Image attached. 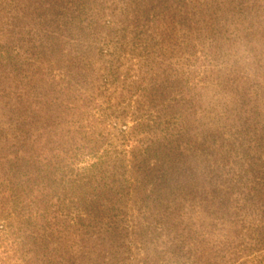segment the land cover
Wrapping results in <instances>:
<instances>
[{"label":"rangeland","instance_id":"374dc122","mask_svg":"<svg viewBox=\"0 0 264 264\" xmlns=\"http://www.w3.org/2000/svg\"><path fill=\"white\" fill-rule=\"evenodd\" d=\"M135 1L0 0V38L16 37L18 53L14 65L0 60V128L10 133L15 115L30 105L33 116L49 117L42 132H77L89 144L117 148L110 162L121 151L129 178L107 194L110 211L100 225L117 222L128 262L264 264V166L257 165L264 137L255 134L264 133V0H245L238 17L212 1L186 0L183 8L182 0ZM202 64V77L224 71L240 84L233 105L239 112L231 115L241 118L245 138L229 147L218 141L213 170L204 160L211 149L203 145L192 156L177 124L182 91ZM160 143L169 154H161ZM180 151L199 167L190 166L182 187L157 197L160 176L145 178L147 167ZM228 196L232 215L223 217L212 205ZM172 210L183 222L166 224L159 215Z\"/></svg>","mask_w":264,"mask_h":264},{"label":"trees","instance_id":"16d2710c","mask_svg":"<svg viewBox=\"0 0 264 264\" xmlns=\"http://www.w3.org/2000/svg\"><path fill=\"white\" fill-rule=\"evenodd\" d=\"M194 1L201 6L212 1L217 9L222 5L234 17L243 14L242 5L245 4V0ZM248 1L253 6L257 0ZM185 2L180 1L182 8ZM138 4L136 0L135 5ZM16 40V37L0 38V60L9 65L15 64L14 53L18 54L14 51ZM58 50L52 49L55 56ZM203 66L191 71L192 81L187 77L189 84L182 91L186 97L181 102L180 122L177 124L185 130L181 136L189 144L192 156L199 155L203 145L207 144L211 149L210 157L204 160L213 166V170L218 166L213 159L218 141H221L220 146L229 147L245 138L241 118L235 119L231 115V112H237L235 115L239 112L238 106L233 105L240 84L236 77H230L224 71L214 70L209 77H202ZM183 77L184 73L181 82ZM35 115L28 105L15 115V129L8 127L10 133H7L0 128V264H132L123 256L125 249L130 248L118 243L121 238L116 232L117 222L106 230L100 225L110 211L104 205L107 194L116 188L117 183L129 178L127 170L121 169V151L117 150V161L110 162L109 152L117 148L102 147L96 142L89 144L90 140L81 138L77 132H42V128L47 130L44 123L49 117ZM228 126H240L236 129V137L231 136L232 128ZM117 133L124 136L127 131L119 128ZM255 134L260 139L264 137V133ZM258 146L257 152H263V144ZM165 148L160 143L158 150L163 156L169 154ZM192 156L180 151L166 156L159 168L147 167L145 178L149 176L152 182L160 176L161 182L157 183L155 190L157 197L169 188L175 190L187 183L194 171L190 166L199 167L198 160ZM257 158H262L257 165L264 166V155ZM254 169L252 167L250 171ZM231 198H221L220 205L213 201L212 207L217 208L223 217H229L232 213L227 206ZM51 206L56 209L51 210ZM72 206L80 210L79 215H72ZM176 213L178 211L172 210L159 215L165 216L166 224H178L181 220ZM89 227L98 231H90Z\"/></svg>","mask_w":264,"mask_h":264}]
</instances>
